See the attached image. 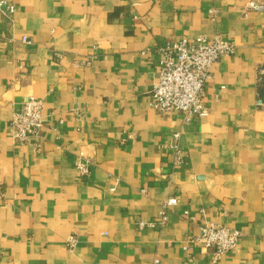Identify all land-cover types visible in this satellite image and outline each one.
Wrapping results in <instances>:
<instances>
[{
    "label": "crops",
    "instance_id": "1",
    "mask_svg": "<svg viewBox=\"0 0 264 264\" xmlns=\"http://www.w3.org/2000/svg\"><path fill=\"white\" fill-rule=\"evenodd\" d=\"M4 1L16 11L0 8V264H264V12L245 15L247 0ZM215 34L236 51L211 68L208 114L156 112L161 49ZM29 96L44 104L38 147L12 138ZM171 197L165 226H140ZM206 223L241 231L238 248L214 262L195 241Z\"/></svg>",
    "mask_w": 264,
    "mask_h": 264
},
{
    "label": "built area",
    "instance_id": "2",
    "mask_svg": "<svg viewBox=\"0 0 264 264\" xmlns=\"http://www.w3.org/2000/svg\"><path fill=\"white\" fill-rule=\"evenodd\" d=\"M0 8L8 17L16 11L14 4L4 0L0 1ZM251 11L264 12V0H247L245 15ZM210 13L214 19L217 10L213 9ZM21 40L25 44L33 45V40L28 36H23ZM235 51V44L220 34L200 35L194 41L182 39L163 47L158 65V80L151 90V107L162 115L181 113L186 121L206 116L208 107L205 104V94L207 82L211 78V68L221 58L232 55ZM258 85L256 105L264 110V68L259 69ZM43 109V101L33 96H29L23 102L21 110L12 120V138L16 143L34 144L38 147L44 127ZM178 137L179 134H175V138ZM171 148L174 151V164H182L184 156L178 145ZM91 164L81 155L76 161V169L85 177L91 172ZM1 194L0 190V196ZM177 203L176 197L169 198L164 203L159 220L140 223V226H165L168 209ZM241 238L242 233L237 229L223 224L206 223L200 227L195 241L203 252H208L212 260L217 262L229 252L236 250ZM76 242V238L71 236L67 240L68 247L75 248Z\"/></svg>",
    "mask_w": 264,
    "mask_h": 264
}]
</instances>
